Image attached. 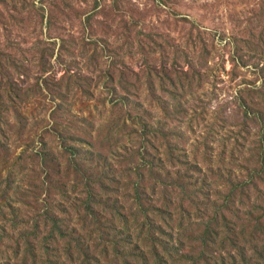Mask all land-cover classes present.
<instances>
[{
	"label": "rangeland",
	"instance_id": "1",
	"mask_svg": "<svg viewBox=\"0 0 264 264\" xmlns=\"http://www.w3.org/2000/svg\"><path fill=\"white\" fill-rule=\"evenodd\" d=\"M7 80L16 87L0 88V264H58L33 220L48 194L73 188L100 193L92 207L105 203L109 244L156 245L133 264H216L203 258L212 250L228 264H264L250 261L264 253V0H0ZM207 196L230 207L208 212ZM180 198L185 211L169 217ZM193 200L207 203L202 219ZM96 211L71 221L75 240ZM209 222L223 243L211 249L200 236ZM249 230L255 243L242 242Z\"/></svg>",
	"mask_w": 264,
	"mask_h": 264
},
{
	"label": "trees",
	"instance_id": "2",
	"mask_svg": "<svg viewBox=\"0 0 264 264\" xmlns=\"http://www.w3.org/2000/svg\"><path fill=\"white\" fill-rule=\"evenodd\" d=\"M15 87H16V84L13 83L11 80H7L5 81V83L3 81H0V88H15ZM43 159H44L45 164L49 165V167L52 166L49 164L50 162H49L48 157H45ZM79 171L81 172V174ZM87 173L88 172L85 170L83 171L81 169L79 170L76 169V174L78 175L77 177L79 179L80 178L85 179V176ZM50 180L51 178L50 176H48V182H50ZM52 181L50 182V187L51 189L54 190V192H56V187L55 185H53V183H55L56 181L53 183ZM43 184H44V189L49 188V187H45L46 186L45 182H43ZM72 191L73 193L69 189L68 194L62 195L59 199H53L51 195L48 194L47 192L48 195L42 200L43 203H45V206H44L45 209H43L42 211L46 213L45 215L40 214V212L39 214L37 213V215L34 216V220H33L34 228H35V231L33 232V236H34L33 238L36 239L37 244H43L47 247V250H51L52 252L54 251V253L52 254L53 256H55V261L57 260L59 261L58 264H66V260H65L66 258H68L71 262L73 260L75 261V258H79L77 259V262L80 261L79 264H102L101 262L104 257L110 261V264H119L121 261H123L124 264H133L132 262L133 260L130 261L131 257H133L132 259L138 258L137 256L145 258L146 254L141 255L140 252H142L143 250H149V246H150V250H156L155 244H149L148 246L147 242L144 243L143 245L137 244V246H135L129 252H126L125 250H121V249L119 250L118 244H112L111 242L109 244L108 241L109 240L114 241L113 236H116L117 234L115 233L116 227L113 224V222L111 223V220L108 221L107 225H110L112 228H110V230L103 229L102 219H103V215H105V212L107 210V208L105 207V203L104 204L102 202L98 203L97 211L94 210L92 207V204L95 198H99L98 194L100 193L92 190L87 193V197H85L86 198L85 199V198H80L83 196L78 197V195L75 194L76 193L75 188H73ZM59 192H62L63 194H65L63 190L61 191V189L56 193H59ZM195 195H196V192H193L194 198H195ZM193 196L191 195L190 199H194ZM187 198H189V196ZM36 201L37 202L35 203L37 204V206H40L41 205L40 200H36ZM205 201H207L210 205L208 207V212L211 209L210 212L215 211L217 214H221L225 208L230 207L224 203H218V202L211 203L209 196H207ZM182 202H183V198H180V203L173 202L171 204V207L167 208V214L169 217L172 216L171 211H177L178 218L182 216L178 212V211H185L183 209L184 205L182 204ZM204 202L201 203V206L199 207V204H194V200H193L191 211L196 216H198L197 218L202 219L204 217L202 213H204V211L207 208V203L205 202L204 204ZM203 204H204V207L202 208ZM87 209L91 211H96V212H88V213H96L98 217H100V220L97 223H91L90 225L89 223H87L86 228H85L87 233L85 234V236H81L75 240L73 237L75 235L74 234L75 230L73 231L74 224L71 221H74V217H77V219L82 218L83 220L82 222L88 221L86 218V216L88 215L85 216V214H87L86 212ZM117 211H119L118 208L114 207V210L112 213L115 212V215L116 214L119 215ZM123 216L127 218L126 214H123ZM135 216L138 217L137 215ZM222 216L224 217V221L227 222L226 225L228 226L229 225L228 221L229 222L231 221L226 220L227 219L226 215H222ZM218 217L220 218V215ZM79 221L80 220H77V223H76L77 225L80 224ZM136 221L138 224L140 223L139 219H137ZM208 221L210 220L208 219ZM180 223L184 224V221H181ZM141 225L142 227L146 226L145 223L140 224V226ZM41 228H42V232H40ZM94 232L99 233V237L101 239L94 238V240L90 241V239L93 238L92 236ZM250 232L251 230L244 232V235L242 237L243 243H247V244L255 243L257 234L255 232H251V233ZM215 233L216 232L214 231V227L211 222H209L208 225H205L204 227H202V230L200 233L202 234L200 235L202 238V243L205 246H208L210 249H211L210 244H214L215 245L214 247H216V244L221 243V242L220 243L217 242V239H216L217 233L216 234ZM59 234L61 235V237L66 238V244L63 242V240L59 242V238H60ZM108 244L114 246L115 252L113 253V256L109 254L110 248ZM168 245L169 244H161L160 247L165 246L163 247V249L165 250L171 249L170 252H173V254H179V251H182L181 244H177V245L173 244L171 248H169ZM61 248H63L62 250L64 251V255L62 254L61 251H60L61 252L60 254L58 253L56 255V251ZM232 250H228V254L231 256V258H235V255L232 253ZM215 251L216 250H212L213 254L207 252V255H204L203 258L206 261H210L212 258L213 262L215 261L216 264H228L224 258L225 256L223 254H220V256H217L214 253ZM244 251L245 250H241L240 253H243L245 257H247ZM182 254L183 255L181 256L187 257L184 251H182ZM255 256L259 257L258 259L259 261L264 262V253H261V251H257L255 255H250L251 257L250 261H253L255 259ZM40 261H45V260L40 258Z\"/></svg>",
	"mask_w": 264,
	"mask_h": 264
}]
</instances>
